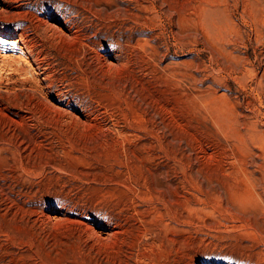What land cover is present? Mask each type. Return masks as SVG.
<instances>
[{
	"label": "rangeland",
	"instance_id": "rangeland-1",
	"mask_svg": "<svg viewBox=\"0 0 264 264\" xmlns=\"http://www.w3.org/2000/svg\"><path fill=\"white\" fill-rule=\"evenodd\" d=\"M0 264H264V0H0Z\"/></svg>",
	"mask_w": 264,
	"mask_h": 264
},
{
	"label": "bare ground",
	"instance_id": "bare-ground-1",
	"mask_svg": "<svg viewBox=\"0 0 264 264\" xmlns=\"http://www.w3.org/2000/svg\"><path fill=\"white\" fill-rule=\"evenodd\" d=\"M140 5H141V4H140ZM119 14H120V13H119ZM42 24H43V23H42ZM42 26H43V25H42ZM36 27H37V26H36ZM38 27H40V26H38ZM47 28H49L48 25H47ZM56 28H58V27H56ZM60 30H61V29H60ZM55 31H56V30H55ZM57 32H58V31H57ZM61 32H63V31H61ZM55 34H56V33H55ZM72 34H73V33H72ZM57 35H59V34H57ZM74 36H75V35H74ZM74 36H72V37H74ZM67 37H68V38H71V36H68V34H67ZM67 37H66V38H67ZM68 38H67V39H68ZM78 38H79V37H78ZM59 39H60V38H59ZM73 39H74V38H73ZM9 43H10L11 45H13V46L19 44V42H17V41H16V42H13V41H12V42H9ZM85 48H86V45L82 44V45H81V49L83 50V49H85ZM116 48H117V47H116ZM21 53H26V54H29L30 56H35V55H36V54H35V49H34L33 47H29V48L25 47V48H22V49H21ZM26 54H25V55H26ZM72 54H73V56L71 57V61H72V62L77 63V65H79L80 67H81V66H85V67H87L85 63L81 62V59H80V57L78 56L79 51H77L76 53H75V51H73ZM82 55H83V54H81L80 56H82ZM27 56H28V55H27ZM110 56H111V55H110ZM20 57H21V56H20ZM25 57H26V56H25ZM105 57H106V56H104V58H105ZM107 57H108V56H107ZM23 59H26V58L23 57ZM23 59H22V60H23ZM105 59H106V58H105ZM19 60H21V59H19ZM22 60H21V61H22ZM122 60H123V59H122ZM17 61H18V60H17ZM28 61H29V60H28ZM28 61L25 60V61H23V62H24V64H25V63L29 64ZM31 61H32V60H31ZM125 61H126V60H125ZM19 62H20V61H19ZM35 62H36L37 64L40 65V61L38 60V58L35 59ZM85 62H86V61H85ZM107 62H108V61H107ZM122 63H123V62H122ZM17 64H18V63H17ZM27 64H26V65H27ZM87 64H88V63H87ZM26 65H25V66H26ZM77 65H76V66H77ZM128 65H129V64H128ZM28 66H29V67L31 68V70H32L34 64H31V62H30V64H29ZM89 66H90V64H89ZM89 66H88V67H89ZM77 67H78V66H77ZM80 67H79V68H80ZM107 67L110 69L111 72H112L113 70H115V71H119V70H122V69L124 68V66H118L117 63H116V64H115V63L112 64V62H111V64H108ZM24 68H25V67H24ZM21 70H22V68H21ZM26 70H27V68H26ZM23 71L25 72V70H23ZM29 71H30V70H29ZM32 71H33V70H32ZM26 72H28V71H26ZM102 72H103V71H102ZM86 73H87V72H86ZM86 73H85V74H86ZM25 74H26V73H25ZM40 74L45 75V79H44V80H45V81L47 80L46 82H50V83H47L45 86H44V85L41 86V82H39V80H40V79H39L37 84L40 85V87H41L42 89H47L48 93L51 94V96H54L55 93L53 94V92H52L53 84L51 83V81H52V75L49 74L45 69H41V71H40L39 73H37V76L40 75ZM88 75H89V74H88ZM90 76H91V75H90ZM38 77H39V76H38ZM36 81H37V80H36ZM40 81H41V80H40ZM91 81H92V80H91ZM97 85H98V84H97ZM100 85H101V83H100ZM100 85H99V86H100ZM108 88H109V87H108ZM40 90H41V89H40ZM58 91H59V90H58ZM41 94H42V92H41ZM44 94H45V93H44ZM56 94H58L57 91H56ZM59 95H61V94H59ZM47 96H48V95H47ZM242 133H243V132H242ZM244 134H245V133H244ZM238 137H239V136H238ZM241 138H242V137H241ZM242 140H243V139H242ZM257 163H258V162H257ZM255 164H256V163H255ZM256 165H257V164H256ZM260 167H261V166H260Z\"/></svg>",
	"mask_w": 264,
	"mask_h": 264
}]
</instances>
